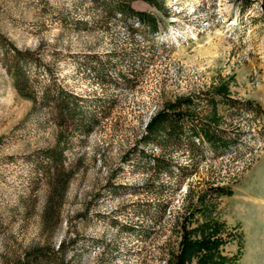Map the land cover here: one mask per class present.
Segmentation results:
<instances>
[{
	"label": "rangeland",
	"instance_id": "1",
	"mask_svg": "<svg viewBox=\"0 0 264 264\" xmlns=\"http://www.w3.org/2000/svg\"><path fill=\"white\" fill-rule=\"evenodd\" d=\"M162 1L130 2L156 17L152 32L97 0H0V264H33L39 248L62 244L70 264H264L259 1L242 12L236 0ZM14 48L35 105L14 86ZM48 85L80 97L77 117L96 119L89 131L59 125ZM158 111L237 142H143ZM54 148L64 190L44 156ZM155 155L169 172L151 168ZM213 185L231 192L206 196Z\"/></svg>",
	"mask_w": 264,
	"mask_h": 264
},
{
	"label": "trees",
	"instance_id": "2",
	"mask_svg": "<svg viewBox=\"0 0 264 264\" xmlns=\"http://www.w3.org/2000/svg\"><path fill=\"white\" fill-rule=\"evenodd\" d=\"M101 6L105 9L107 15H111L118 11L123 15L124 19H130V17H135L142 25L149 29V31L155 32L158 29L156 17L144 11L135 10L131 6L132 0H97ZM148 4L156 7L163 8L162 0H143ZM239 2L240 11L248 9L255 1H259L261 15L264 17V0H236ZM23 59L21 51L14 48L13 49V71L11 72L14 80V86L17 91L20 92L27 98H30L34 105L37 102L34 89H28L32 87L30 84L31 79L25 73L23 68ZM103 70L100 76H103ZM80 97L69 92L60 85L45 86L43 88L42 99L44 102H52L54 111L57 113L59 125H67L68 121H77V126L82 128L84 132L89 131L93 124L96 122L94 115L89 119H84L82 117H77L81 115L83 111L81 110L78 102ZM238 101L236 99L227 98L226 104L233 105ZM245 103L250 104L251 101L247 100ZM239 108H244V104L238 102ZM182 112H168V111H158L152 120H150L146 126V134L143 135V142H157L161 147H168L171 144H177L179 142V136L184 134H189L188 137H196L197 141L207 143L212 150H223L230 145H235L237 142L236 137H229L225 129L218 127L217 124H212L210 122H203L198 124H187L183 121ZM157 135V136H156ZM193 139V138H192ZM193 141L189 143L192 146ZM59 144V143H58ZM196 147V146H194ZM198 149V147H196ZM44 156L49 158L52 167L54 168L53 174L57 179L55 181L60 182L62 190L66 188L68 175L64 173L63 169V155L62 151L58 148L47 149ZM151 157V156H150ZM154 166L151 167L156 171H170L169 160L162 156H152ZM193 165V163H192ZM218 193V194H230L231 190L218 185L210 186L207 189L206 196L208 194ZM202 198V196H200ZM200 243V242H199ZM63 246H61V251L63 252ZM39 259H34L33 264H70L66 261L63 253L61 251L54 250L52 247L39 248Z\"/></svg>",
	"mask_w": 264,
	"mask_h": 264
}]
</instances>
